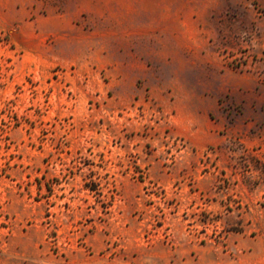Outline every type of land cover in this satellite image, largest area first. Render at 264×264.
Here are the masks:
<instances>
[{"label":"rangeland","instance_id":"374dc122","mask_svg":"<svg viewBox=\"0 0 264 264\" xmlns=\"http://www.w3.org/2000/svg\"><path fill=\"white\" fill-rule=\"evenodd\" d=\"M0 264H264V0H0Z\"/></svg>","mask_w":264,"mask_h":264}]
</instances>
